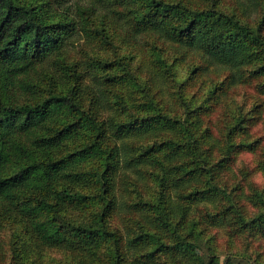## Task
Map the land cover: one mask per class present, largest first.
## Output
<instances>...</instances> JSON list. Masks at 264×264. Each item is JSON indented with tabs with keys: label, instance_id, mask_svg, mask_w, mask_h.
<instances>
[{
	"label": "trees",
	"instance_id": "1",
	"mask_svg": "<svg viewBox=\"0 0 264 264\" xmlns=\"http://www.w3.org/2000/svg\"><path fill=\"white\" fill-rule=\"evenodd\" d=\"M217 2L0 0V213L41 246L90 262L105 250L110 264H222L192 215L198 205L222 206L205 215L213 226L232 220L237 232L264 236V210L247 220L221 176L233 153L258 150L259 141L244 137L254 117L223 105L219 136L203 127L225 104V84L251 79L264 95V0H236L231 13ZM83 37L118 53L156 37L176 62L199 53L227 77L207 98L215 106L202 109L191 99L174 117L147 90L158 79L179 83L175 62L156 51L146 70L132 65L145 53L134 50L80 69L67 56ZM88 159L98 165L83 169ZM258 167L264 175V155ZM150 180L153 199L124 200L122 193L140 192ZM125 207L136 215L121 229L114 217ZM224 264L243 263L230 257Z\"/></svg>",
	"mask_w": 264,
	"mask_h": 264
},
{
	"label": "rangeland",
	"instance_id": "2",
	"mask_svg": "<svg viewBox=\"0 0 264 264\" xmlns=\"http://www.w3.org/2000/svg\"><path fill=\"white\" fill-rule=\"evenodd\" d=\"M216 8L227 13L237 11L236 0H219ZM98 43V40H90L85 37L81 38L69 49L67 61L72 64H79L80 69H85V62L90 63L96 59L103 58L114 60L117 54L119 56L128 55L129 53L138 55L134 50H143L147 55L143 53L140 55V58L137 57L132 62V65L142 66L146 70L150 69L153 66L150 55L156 51L168 57L170 63L173 64L175 62L173 69L180 82L173 83L172 81L167 82L166 80L162 82L158 79L159 82L153 81L147 90V93L152 90L154 97L158 96L156 98L157 101L174 117L180 115L185 110L183 105L191 99L194 102V106H200L202 109L205 105L215 106L216 100L213 99L207 102V98L209 97L211 89L222 83L227 77L225 70L220 67L208 65L199 53L189 54L185 62H176L177 55L173 48L164 42L158 41L156 37L141 39L140 46H143L142 49L135 46L121 45L120 53L117 51L113 52L109 49H101ZM107 46L109 47V45ZM117 47L119 46L117 45ZM206 66L207 71L202 69ZM194 67H199V69L194 71ZM192 71L194 72L192 73ZM92 86L95 87V84ZM178 86H182V89ZM225 89L226 92L228 91V95L224 99L225 104L217 107L215 112L209 116L206 115V120L203 121V127L206 123L207 126L212 128L216 136H219V123L225 111L223 105H231L235 109L243 110L249 115L248 118L254 117V120L250 123V134L244 137L247 142L253 140L259 141L258 150L254 152L233 153V162L229 165L228 170L221 172L222 183L228 185L227 193L241 207L246 219L252 220L264 210V194H262L264 190V175L258 167V162L262 158V155H264V95L258 91L257 82L251 79L231 89L228 88V84H225ZM46 95L47 92L45 93ZM136 96L140 97V94ZM86 99L88 101L89 97L86 96ZM150 141L154 140L150 139ZM69 150L75 151V144H71ZM97 165V159H88L81 164L83 169H92ZM131 180L134 181L135 179L131 178ZM155 187L150 180L149 184L145 185V183H142L138 187L140 192H126L121 195L124 196V200L128 204L140 202L144 198L153 199L151 197L154 194ZM258 196H262L263 201ZM221 207L205 209V206L198 205L192 211V215L201 222L200 228L204 229L203 238L211 239L210 243L214 245L216 255L220 258L221 263L224 264L227 258L237 257L238 261L243 264H248L249 261L255 264H264V236L255 233L256 229L253 231L245 230L237 232L238 226L232 220L228 221L226 225L221 226H213L210 222H207L209 220L205 216L206 213L210 209L214 213L222 209ZM89 210L98 211L99 209L89 207ZM80 215L77 212L76 219ZM133 215H136V213L125 207L119 212L118 219L116 216L114 217V225L125 229V225H127L125 221L132 219L131 217ZM130 224L133 225L132 223ZM135 229L137 227H134ZM205 251V248L202 250H193L197 256L203 255ZM106 252L103 250V253L95 261L90 262L87 257L81 256L79 253L41 246L34 239H31L30 236H27L26 233L24 234L21 226L0 213V264H110V259L106 255ZM186 264H191V262L187 260Z\"/></svg>",
	"mask_w": 264,
	"mask_h": 264
}]
</instances>
